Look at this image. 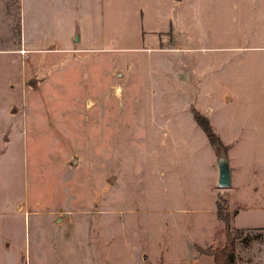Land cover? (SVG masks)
<instances>
[{
  "label": "rangeland",
  "instance_id": "374dc122",
  "mask_svg": "<svg viewBox=\"0 0 264 264\" xmlns=\"http://www.w3.org/2000/svg\"><path fill=\"white\" fill-rule=\"evenodd\" d=\"M17 1L0 15V264H177L224 245L223 217L237 264H264V0H81L101 39L54 48L18 45Z\"/></svg>",
  "mask_w": 264,
  "mask_h": 264
},
{
  "label": "crops",
  "instance_id": "0c3cea01",
  "mask_svg": "<svg viewBox=\"0 0 264 264\" xmlns=\"http://www.w3.org/2000/svg\"><path fill=\"white\" fill-rule=\"evenodd\" d=\"M5 1L0 0V15L4 17V23H8L5 18V15L8 16ZM69 2L70 0H18L16 4L19 26L18 45L27 48L64 47L71 43L76 29L81 33L80 44L97 43L101 39L97 12L91 11L90 7H82L81 0H75L79 8L76 7V12L73 13ZM2 41L3 39L0 46L11 45ZM249 227L261 226H241L239 228ZM177 264L218 263L212 254L188 252L178 260Z\"/></svg>",
  "mask_w": 264,
  "mask_h": 264
},
{
  "label": "trees",
  "instance_id": "16d2710c",
  "mask_svg": "<svg viewBox=\"0 0 264 264\" xmlns=\"http://www.w3.org/2000/svg\"><path fill=\"white\" fill-rule=\"evenodd\" d=\"M196 119L206 131L211 143L216 147V149H219L218 147L222 144V141L213 129L210 121L199 111L196 112ZM218 211L220 214V208H218ZM223 218L227 222L225 227L226 242L224 245L222 247H213L212 245L208 248H199V252L212 254L218 264H237L236 236L232 234V227L229 218Z\"/></svg>",
  "mask_w": 264,
  "mask_h": 264
},
{
  "label": "water",
  "instance_id": "95a60500",
  "mask_svg": "<svg viewBox=\"0 0 264 264\" xmlns=\"http://www.w3.org/2000/svg\"><path fill=\"white\" fill-rule=\"evenodd\" d=\"M232 183L231 167L227 158H219V184L228 186Z\"/></svg>",
  "mask_w": 264,
  "mask_h": 264
}]
</instances>
